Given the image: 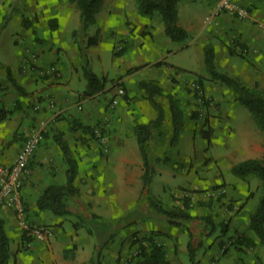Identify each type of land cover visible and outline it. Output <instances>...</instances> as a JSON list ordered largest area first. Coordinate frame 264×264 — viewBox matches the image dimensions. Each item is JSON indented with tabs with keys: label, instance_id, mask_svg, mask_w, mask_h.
<instances>
[{
	"label": "rangeland",
	"instance_id": "374dc122",
	"mask_svg": "<svg viewBox=\"0 0 264 264\" xmlns=\"http://www.w3.org/2000/svg\"><path fill=\"white\" fill-rule=\"evenodd\" d=\"M121 1L105 0L106 7L103 6L100 11L101 18H106L107 9L120 6ZM0 3L5 4L6 9L8 8L7 23L11 21L9 29L3 34L2 41L8 50L9 45L15 46L16 38L17 50H23L19 70L24 75L36 77L31 86L24 85L25 95L30 98L28 101L30 111H33L28 117L33 121L23 141L36 130H40L45 139L49 130L54 128L52 124L67 117L57 97L50 91H46L45 95L41 92L36 94L39 87L36 84L37 80L52 77L50 84L42 85L43 90L62 82L60 78L63 73L58 62L66 70L68 81L70 78L74 79L70 86L75 89L84 87L87 82L85 75L87 62L92 70L102 75L105 73L102 78L107 89H102L98 95L96 93L89 96L83 90L81 95L83 97L103 96L102 100L104 99L107 106L113 109L109 114L118 113L115 111L118 108H124L123 112L120 111L122 114L128 113L132 107L131 100L138 96L141 78L156 77L155 79L161 83L166 93H171L181 100L179 105L185 117L179 123L175 141L172 139V143L168 145L166 142L160 143L151 151H155L159 158H165V163H168L175 174L180 172L182 181L178 185H168V188L165 187L164 190L154 182L149 194L167 207L183 208L185 206L191 214H211L220 223L218 233L221 231L223 234L228 232L235 234L246 228L243 231L245 233L251 229L248 222L263 194V183L256 175H249L246 178L235 176L232 173V167L256 155L249 152L250 148H256V144H259L263 153L257 154L258 159L264 162V131L259 127L249 109L236 101L233 90L210 76L204 63L203 47L206 43L212 42L217 49L219 70L239 77L264 93V6L247 7V15L240 17L233 12L211 10L209 4H198L197 7L203 14L202 33L182 42L172 41L166 45L168 49L163 47L170 52L166 59L177 61L194 69L192 70L174 66L163 60L155 62L157 40L161 43L164 38L158 34L156 36L147 27L141 29L142 23L137 22L138 24L132 27V19L130 20L129 16H127L126 30L118 29L117 24L114 23V26L109 27L104 33L101 31L100 41L86 48L88 57L86 60L81 56L77 46L82 40L85 47L87 37L82 36L80 32L73 34V31L80 26V12L75 3L70 0H0ZM123 3L132 7L136 5V0H125ZM23 10L28 17L26 23ZM212 11L215 13L212 14ZM54 18L58 21L55 29L50 23ZM91 30L94 34L95 29L91 28ZM188 40H194L193 47L189 45L185 47ZM104 44L107 47H104ZM119 51L123 53L118 54ZM47 54H50L49 57L52 58L50 64H40L41 56L44 57ZM128 59L134 60L135 65L123 69L122 65L124 62L126 64ZM158 62L165 63L158 64ZM76 65L79 66L82 78L72 74L71 68ZM108 67L109 69L105 71L104 68ZM199 79L203 80V86L199 83ZM120 89H123L122 93ZM132 114V112L126 114V123L133 122ZM104 118L107 122L100 119L95 125H85L90 128L87 130L85 144L81 145L90 147L93 154L105 155L111 152L113 138L108 126L111 116L107 115ZM147 118L148 116L144 115L141 119ZM250 118L253 120L251 125L248 123ZM208 127L213 129L210 142L201 133L202 128ZM58 135L63 136L62 133ZM74 138L75 135H73V141ZM103 138H106L108 150L104 148ZM74 154H81V152L74 150ZM22 201L28 227L19 224L22 230L21 241H11V245L16 250L9 264H75L78 249L75 239L78 237L80 239L78 230L87 232L86 226L75 229L74 223L79 221L77 214L61 215L60 219L49 216L41 222L38 219H29L23 196ZM145 201L149 203L146 193L139 205L140 214L148 216L145 220L163 219L150 205L142 208ZM0 205L5 204L0 203ZM127 205L130 206L131 203ZM6 207L12 209L16 219L19 220L15 210L9 206ZM124 213L128 214L125 222L129 217L132 220L138 217V211L134 205L125 208ZM37 217L40 216L37 215ZM36 227L48 228L51 233L45 238L40 237L33 232ZM128 227L127 230L131 233H128L130 235L126 238L127 242L124 240L121 244L123 247L120 249L118 264H136L140 260L139 253L142 249L136 241V237H140L132 232L134 230L132 225ZM154 232L149 234L154 237L161 235V232ZM117 240L118 236L109 244L113 245ZM143 243L148 247L147 240ZM81 263L87 264V261Z\"/></svg>",
	"mask_w": 264,
	"mask_h": 264
},
{
	"label": "crops",
	"instance_id": "0c3cea01",
	"mask_svg": "<svg viewBox=\"0 0 264 264\" xmlns=\"http://www.w3.org/2000/svg\"><path fill=\"white\" fill-rule=\"evenodd\" d=\"M123 1L125 0H122V4L118 7L108 8L105 13L106 18H101L100 9L97 14V22L88 28V34L92 35L93 30L91 28L95 29L96 32L99 27L102 33H104L109 27H113L114 23L117 24L118 29L123 28L126 30L128 26L127 16H129L130 20L132 19V27L135 24L142 23L141 29L147 27L156 36L158 34L164 38L161 43L157 40L158 48L155 53L156 56L154 57L155 62L163 60L177 67L192 69L177 61L166 59L170 53L167 51L169 47L166 45H169L173 40L166 34L164 21L159 15L153 17L142 16L139 14L136 5L128 7ZM237 1L246 8L264 6V0ZM198 4H209L211 10L222 11L218 8V0H180L178 5V24L188 31L190 38L197 37L204 29V25H202L203 14L198 9ZM103 6L106 7L105 0ZM7 10L6 5L0 3V109L9 110L8 116L0 119V165H10L13 162L19 148L24 142L23 140L29 125L33 121L32 118L28 117L30 112L32 115L33 111H30L31 109L28 104L30 98L25 95L24 85L31 86L36 79L32 75L22 74L19 70L23 50H17L16 38L14 41L15 46L8 44V50L2 41L3 34L9 29L11 22L7 23L6 21L8 16ZM215 11L211 13L213 14ZM22 13H24V16L27 14L25 10ZM193 41L188 40L185 47L187 45L193 47ZM104 47H107V45L104 44ZM49 55L41 56L39 63L43 65L50 64L52 58ZM217 59L218 57H216V62ZM58 65L63 73V76L60 78V81H62L60 84H54L50 88L48 86L47 89L43 90L41 89L42 85L46 86L50 84V78L52 77L36 81V84L39 86L36 94L41 92V94L45 95L46 91H50L52 95L57 97L60 103L59 105H62V110L64 112L66 111L67 117L59 119L52 124L54 128L49 130L32 158L30 164L31 173L22 188V196L29 219H38L44 222L45 217L50 216L52 218L56 217L57 219L61 217V215H56L49 209L40 210L37 201L48 185L64 184L67 180V164L57 141L58 133H62L73 153L74 150L81 152V154H73L78 164L76 182L80 188L81 201L89 203L92 211L98 213L104 219L116 220L117 225H120L116 229V235L111 239L115 240L118 236L117 242L111 245L109 244L111 240H108L102 249L101 264H118V259L121 254L120 249L123 247L121 244L124 240L127 242L128 239L126 238H129L128 235H130L128 233H131L127 229L131 225L134 228L132 232L137 233L139 237L148 235L152 231L161 232V235L155 238L157 242H162L167 247L169 264H264V242L260 240L252 229L245 233L243 231L246 228L235 234L232 232L223 234L221 231L218 233L217 229L220 223L213 218L216 229L211 234H205L202 231L204 229L198 219L184 222L181 225L172 224L162 215L161 217L163 219L145 220L148 216L140 214L141 210L139 206L144 197L143 174L145 167L140 146L136 138L135 127L138 122H147L157 118L159 109L146 97V92L139 87L138 96L133 97L131 100V110H128L129 114L131 112L133 113V122L128 124L126 123V114L128 113H121L124 108L115 109L118 112L116 114H109L113 109L107 106L108 104L104 102V99L102 100L103 96L99 97L97 93V97H83L81 94L87 87V82L82 88L75 89L71 87L70 85L74 79L70 78L68 81L63 65L60 62H58ZM134 65L135 61L128 59L126 64L125 62L123 63L122 67L125 69L133 67ZM71 69L73 75L77 74L79 78H82L79 72V66L76 65ZM107 69L109 67L104 68L105 71ZM97 75L102 78L105 73L103 75L97 73ZM151 77L147 80H157L155 79L156 77ZM144 79L146 78L142 77L141 81ZM107 88L105 86L104 89ZM26 91H28L27 88ZM138 102L139 104H137ZM125 109L127 110V108ZM107 115L111 116V122L108 123L113 138L111 141V152L105 155L93 154L90 147H82L81 145L85 144V137L88 135L84 126L95 125L100 119L107 122V119L104 118ZM144 115H147L148 118L142 120L141 118H144ZM248 123L251 125L253 120L250 118ZM170 125H166L163 129L164 133L152 142L150 148V160L155 168L151 187L155 182L163 190L165 187L168 188V185H178L182 181L180 172H176L177 174H175L168 163H165V158H159L155 151H151L153 147H157L160 143L166 142L167 145L171 143L173 128ZM73 135H75V142L72 140ZM249 152L250 154H256L249 158H259L257 154H263L259 144H256L255 149L250 148ZM71 204L74 205V202H71ZM127 204L130 206L134 205L137 208L138 217L133 220L132 224L126 226L125 224L127 223L122 221L121 217H124L126 214L124 213L125 208L130 207ZM147 205H150V203H144L142 208H147ZM72 214H75V211L66 215ZM37 215L40 217H37ZM0 217L5 222V228L10 238L11 256H13L16 249L11 245V241H21L22 230L20 229L14 211L5 205H0ZM119 218H121L120 221ZM248 225H250V219ZM195 228L197 229L195 230ZM79 230L78 235H80V239L79 237L75 239L78 249L76 250V258L74 261L75 264H82V261H87V264H90L89 261L93 257L97 238L88 229L87 232L86 230ZM190 231H193V235H190ZM109 234L106 232V239L109 237Z\"/></svg>",
	"mask_w": 264,
	"mask_h": 264
},
{
	"label": "trees",
	"instance_id": "16d2710c",
	"mask_svg": "<svg viewBox=\"0 0 264 264\" xmlns=\"http://www.w3.org/2000/svg\"><path fill=\"white\" fill-rule=\"evenodd\" d=\"M70 1L78 6L80 12V26L79 29L73 31V34L76 35L80 32L82 36L87 37L85 47L82 44V40L78 42L77 47L81 56L88 60L86 48L100 41L101 30L98 28L92 35H89L87 30L91 25L97 22V14L103 6L104 0ZM179 2L180 0H136V5L139 14L142 16L153 17L159 15L164 21L165 32L170 39L176 42H182L189 38V33L184 27L178 24ZM26 21H28V17L24 16V22L26 23ZM50 23L52 28H57V19H52ZM121 53L123 52H118V54ZM203 54L204 63L210 76L216 80H220L233 90L236 101L249 109L259 127L264 131V93L256 87L245 83L239 77L219 70L216 62V48L212 42H208L204 45ZM163 63L165 62H158V64ZM85 75L87 78V87L84 93L87 96L100 92L106 86L103 78L98 76L97 73L89 67L88 62L85 67ZM199 83L202 86L204 84L202 79H199ZM139 87L146 92V97L159 109L157 118L147 122H138L135 127V134L145 167L143 174V193L144 195L146 193L151 207L160 215L166 217L172 224L181 225L184 222L198 219L201 222L200 225L204 229L202 230L203 233L211 234L216 229V224L211 214L192 215L185 206L183 208L167 207L162 202L153 199L149 194L153 175L155 173V168L150 160L151 144L164 133L163 129L166 125H170V123L173 128L171 140L173 139V141H175L179 131V123L184 119L185 113L181 110L179 105L181 100L175 98L171 93H165L159 81L144 79L139 82ZM8 113L9 110L0 109V119L6 118ZM84 128L89 130L90 127L84 126ZM212 132V127L201 129L203 137L208 142L211 141ZM57 141L62 149L67 164V180L64 184L48 185L38 198V208L40 210L49 209L56 215H66L75 211L79 217V221L74 223L75 229L86 226L88 231L93 233L97 238L95 251L89 263L101 264L102 249L107 244L108 240H111L116 235V229L119 228L120 225H117L116 220L104 219L101 215L92 211L89 203L81 201L80 188L76 182L78 164L73 156L74 153L68 141L63 136H58ZM232 173L241 178H246L249 175H256L262 180L263 194L255 211L251 214L250 227L260 240L264 242V162L258 158L242 160L232 167ZM71 202H74V205H72ZM127 215L128 214H125L124 217H121L122 221L125 222ZM121 218H119V221ZM126 223V226L130 225L133 223V220L129 217ZM106 232L110 233L107 239L105 235ZM190 235H193V231H190ZM144 240L149 242L148 247L143 243ZM136 241L139 242V247L142 249L139 253L140 260L137 261V264H169L167 247L157 242L154 236H143L136 238ZM11 255L10 238L5 228V222L0 217V264H9Z\"/></svg>",
	"mask_w": 264,
	"mask_h": 264
},
{
	"label": "built area",
	"instance_id": "2783aa9c",
	"mask_svg": "<svg viewBox=\"0 0 264 264\" xmlns=\"http://www.w3.org/2000/svg\"><path fill=\"white\" fill-rule=\"evenodd\" d=\"M219 10L233 12L240 17L247 15V8L240 5L237 0H218ZM121 93L123 89L119 90ZM44 139L43 133L36 130L22 144L14 162L10 165H0V203L13 208L18 222L23 227H28L25 207L22 201V185L30 176L32 158ZM105 150H108L106 138L102 139ZM33 232L45 238L51 232L48 228L36 227Z\"/></svg>",
	"mask_w": 264,
	"mask_h": 264
}]
</instances>
